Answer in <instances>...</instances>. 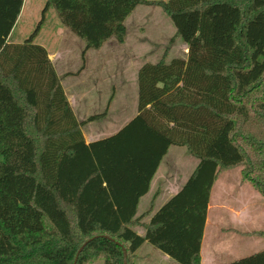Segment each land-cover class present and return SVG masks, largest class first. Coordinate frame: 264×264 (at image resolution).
I'll return each instance as SVG.
<instances>
[{"label": "trees", "instance_id": "1", "mask_svg": "<svg viewBox=\"0 0 264 264\" xmlns=\"http://www.w3.org/2000/svg\"><path fill=\"white\" fill-rule=\"evenodd\" d=\"M23 2L0 0V264H124L123 252L131 264L145 243L200 264L219 175L241 168V183L264 199V0H46L42 19L55 11L83 42L82 62L110 39L123 43L138 6L159 7L187 49L185 59L166 63L164 53L142 65L136 115L90 144L81 127L107 109L77 122L34 43L39 25L24 42L10 41ZM170 147L198 164L159 210L136 217ZM227 264H264V250Z\"/></svg>", "mask_w": 264, "mask_h": 264}, {"label": "rangeland", "instance_id": "2", "mask_svg": "<svg viewBox=\"0 0 264 264\" xmlns=\"http://www.w3.org/2000/svg\"><path fill=\"white\" fill-rule=\"evenodd\" d=\"M148 1L167 2L169 0ZM45 2L46 0L24 1V11L14 28L12 41L24 42L34 33L39 25L40 30L35 37L34 43L45 47V49L52 53L58 50L62 58L57 63L56 72L59 76H64L62 86L66 89L70 83L78 82L79 77L77 76L84 69L85 64L81 59L84 44L61 25L53 9H48L42 19ZM41 20L42 22L40 23ZM126 29V37L123 43H118L115 39H111L101 51L88 50L85 52L86 55L84 54L87 64V72L81 76L84 83H86L84 88L86 89L88 85L95 86L93 94L98 96L93 115H99L106 109L108 110V117L105 121L93 123L91 126L94 128L112 127L118 123V120L128 122L137 113V75H134L132 64L128 65L125 75H122L125 62L130 60L129 62H140L141 65L146 63L155 64L165 53L166 63H168L172 59H185L187 54L186 46L179 39L173 38L175 29L159 7H137L128 17ZM116 44L124 45V47L120 52H117V50L108 52V48ZM104 62L110 64L106 69H101ZM181 162L184 163L185 167H188V171L198 161L187 155L184 148L170 147L160 164L159 171L161 172L165 169L169 171L170 168L181 164ZM239 177L240 168L222 173L214 185L212 202L216 200L222 183L229 181V183L233 184L234 182L232 181L239 179ZM245 187L253 191L262 204H264V199L250 185L246 184ZM151 199L150 194L142 201L138 209V216L149 209ZM161 202V198L156 200L155 209L161 206ZM212 215L213 212L209 214V219H211ZM149 219L146 218L144 222L148 223ZM236 224L229 217L224 220L212 221V223H209L206 232V237L212 234L218 243H222V241L234 243L236 241L237 244L235 243V246L238 245L236 247L238 256L226 258L231 262L232 260L230 259H242L264 250V238L255 237V243H250L245 234L246 231L250 230L264 232V219L252 226H242L240 220L239 225L237 226ZM222 230L223 234H221ZM230 255L232 253H229L228 257H233ZM164 256L160 251L145 243L136 252L135 257L131 260V264H179L171 259H165ZM102 263V261H97L92 264Z\"/></svg>", "mask_w": 264, "mask_h": 264}, {"label": "crops", "instance_id": "3", "mask_svg": "<svg viewBox=\"0 0 264 264\" xmlns=\"http://www.w3.org/2000/svg\"><path fill=\"white\" fill-rule=\"evenodd\" d=\"M23 11H24V2H23V6H22L19 17L22 15ZM17 21L10 35V41L15 44H19L18 41H12L13 31H14L15 26L17 25ZM125 28H126V22H125ZM126 32H127V29H126ZM106 43L99 50H96V51H101L103 47L106 45ZM123 47L124 45L116 44L115 46H110L108 48V52L116 51V50L117 52L118 51L120 52ZM45 50L48 53V58L50 62L52 63L54 70L56 72V67H58L57 63H59V60L62 58V56L59 55L58 50H55L53 53L48 51L47 49ZM84 60H85L84 69L83 71H81L82 73H80L77 76L79 77L78 82L70 83L66 89H64L62 86V80L64 76H59L56 72L57 76L61 80L62 89L64 91V94L68 100L70 108L77 122H83L90 116H93L94 108L96 107L97 97H98L97 95L93 94V91H95V88H94L95 86L93 87V86L88 85L86 89L84 88V86H86V83H84V80L81 76L85 75L87 72V64H86L85 56H84ZM128 62H125V68H124V72L122 73V75H125V71L126 69H128V65H131V64H132L131 66L134 69V75L135 74L137 75L138 70L142 66L140 62L138 63L137 62L128 63ZM109 64L110 63L104 62L103 65L101 66V69H106ZM133 81H134V78H133ZM107 117H108V110L106 111V115L104 118L94 121V122L87 123L81 127L82 136L86 144L94 143L96 141H99L101 139H104V138H107V137H110L116 134L121 128H123L129 122L125 120L123 121L118 120V123L115 126H112V127L104 126L103 128H94L93 126H91L95 122L105 121ZM197 164L192 165V167H190V169L187 171L188 167H185L184 163L181 162V164H177L176 166L170 168L169 171L165 169L164 171H161V172L159 171L160 170V165H159L158 170L150 183L147 193L139 199L138 206H137V213H138V209L142 201L145 198H147L150 194H151L152 199L149 202L150 207L148 210L152 209L153 213L159 210L172 196L178 193V191L182 188V186L186 183V181L189 179V177L195 170ZM185 168H186V171H185ZM232 182L234 183L231 184L229 183V181H225L224 183H222V185L220 186L218 190L216 200L213 202H212V196H213V188H214L215 183L211 189L210 199H209V204H208V209H207L206 222H205V227H204V232H203V239H202V244H201L200 264H227V263H230L231 261H229V259L227 260L226 258H235L234 256H238L237 255L238 252L236 250L237 249L236 247L238 245L235 246L236 241H234V243H229V242H224V241H222V243H218L217 241H215L212 234L209 237H206V232H207L209 223H212V221L214 222L218 221L220 219L224 220L225 218L229 217L233 220V223L235 222L237 223L236 224L237 226L239 225V220L241 221L242 226H249V225L252 226L253 224L263 221L264 219V204H262L261 200L256 196V194L253 191L245 187L247 183H241L240 177L239 179H234V181ZM122 194H125V192H122ZM158 198L162 199L161 206L158 209H155V202ZM211 212H213V215L211 219H209V214ZM137 213H136V217H138ZM146 218H150V216ZM145 219H143L142 221L144 224H146L144 222ZM44 224L46 227L49 226V224L46 221H44ZM134 231L140 236H143L145 234V230L141 227L135 228ZM254 232H262V231L250 230V231L245 232L246 236L250 240V243H255L254 239L257 236L252 235V233ZM223 233L224 232L222 230L221 234ZM258 238H261V237H258ZM229 253H232V255L230 256H233V257H228ZM164 257L167 260L169 259L168 256L166 255ZM230 260H232L233 262V260L236 261L239 259H230Z\"/></svg>", "mask_w": 264, "mask_h": 264}, {"label": "water", "instance_id": "4", "mask_svg": "<svg viewBox=\"0 0 264 264\" xmlns=\"http://www.w3.org/2000/svg\"><path fill=\"white\" fill-rule=\"evenodd\" d=\"M123 255H124V264H126V253L123 252Z\"/></svg>", "mask_w": 264, "mask_h": 264}]
</instances>
